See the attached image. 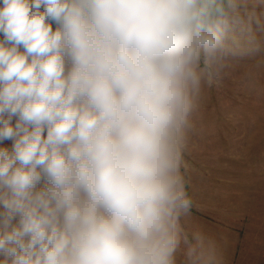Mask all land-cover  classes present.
Listing matches in <instances>:
<instances>
[{
	"label": "clouds",
	"instance_id": "1",
	"mask_svg": "<svg viewBox=\"0 0 264 264\" xmlns=\"http://www.w3.org/2000/svg\"><path fill=\"white\" fill-rule=\"evenodd\" d=\"M0 3V264H178L182 239L222 264L184 235L183 153L202 82L264 50V0Z\"/></svg>",
	"mask_w": 264,
	"mask_h": 264
},
{
	"label": "rangeland",
	"instance_id": "2",
	"mask_svg": "<svg viewBox=\"0 0 264 264\" xmlns=\"http://www.w3.org/2000/svg\"><path fill=\"white\" fill-rule=\"evenodd\" d=\"M191 122L181 167L192 200L184 235L193 243L202 233L222 264H264V50L235 61L218 82H202ZM186 249L182 239L178 264Z\"/></svg>",
	"mask_w": 264,
	"mask_h": 264
},
{
	"label": "trees",
	"instance_id": "3",
	"mask_svg": "<svg viewBox=\"0 0 264 264\" xmlns=\"http://www.w3.org/2000/svg\"><path fill=\"white\" fill-rule=\"evenodd\" d=\"M49 23L51 24L53 31H55L57 28V24L55 22H52V21H49Z\"/></svg>",
	"mask_w": 264,
	"mask_h": 264
}]
</instances>
